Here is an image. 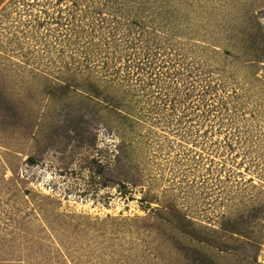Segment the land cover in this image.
<instances>
[{
  "label": "rangeland",
  "instance_id": "rangeland-1",
  "mask_svg": "<svg viewBox=\"0 0 264 264\" xmlns=\"http://www.w3.org/2000/svg\"><path fill=\"white\" fill-rule=\"evenodd\" d=\"M0 264H264V0H0Z\"/></svg>",
  "mask_w": 264,
  "mask_h": 264
}]
</instances>
